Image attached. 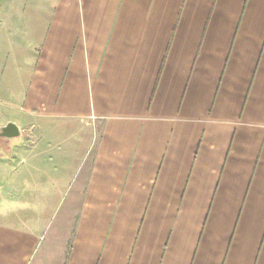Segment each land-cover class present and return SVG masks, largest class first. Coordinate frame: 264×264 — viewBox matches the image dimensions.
<instances>
[{
    "label": "crops",
    "instance_id": "1",
    "mask_svg": "<svg viewBox=\"0 0 264 264\" xmlns=\"http://www.w3.org/2000/svg\"><path fill=\"white\" fill-rule=\"evenodd\" d=\"M0 36V264L63 219L64 264H264V0H0Z\"/></svg>",
    "mask_w": 264,
    "mask_h": 264
},
{
    "label": "rangeland",
    "instance_id": "2",
    "mask_svg": "<svg viewBox=\"0 0 264 264\" xmlns=\"http://www.w3.org/2000/svg\"><path fill=\"white\" fill-rule=\"evenodd\" d=\"M7 43V37L0 36V50L3 49V53H6L7 49H9V45H7ZM11 60L12 59H9L8 62L3 63V68H0V84L3 83L2 87L15 88L20 86V84L18 83L19 78L16 72L17 69L12 66L13 62ZM14 139L18 140L20 138ZM64 205L65 202L64 200H62L60 204H58V206H55L54 210H60L64 207ZM54 223L55 222L50 221V224L48 225V228L45 231L46 243L43 244L40 258L35 264H64L65 255L69 247V221L68 219L67 221L65 219L61 221V223L59 224V232L55 236L53 235L55 233Z\"/></svg>",
    "mask_w": 264,
    "mask_h": 264
},
{
    "label": "water",
    "instance_id": "3",
    "mask_svg": "<svg viewBox=\"0 0 264 264\" xmlns=\"http://www.w3.org/2000/svg\"><path fill=\"white\" fill-rule=\"evenodd\" d=\"M19 135L18 127L15 123H7L1 128L0 137L13 138Z\"/></svg>",
    "mask_w": 264,
    "mask_h": 264
}]
</instances>
